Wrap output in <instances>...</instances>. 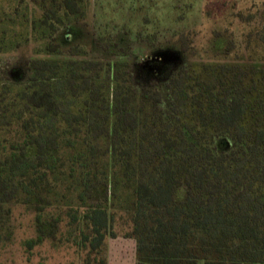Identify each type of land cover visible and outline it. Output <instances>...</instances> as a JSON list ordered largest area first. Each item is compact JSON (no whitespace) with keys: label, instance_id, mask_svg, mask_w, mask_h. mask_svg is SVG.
<instances>
[{"label":"trees","instance_id":"1","mask_svg":"<svg viewBox=\"0 0 264 264\" xmlns=\"http://www.w3.org/2000/svg\"><path fill=\"white\" fill-rule=\"evenodd\" d=\"M121 1L0 0V243L23 207L27 250L81 263L120 234L135 264H264V25L197 45Z\"/></svg>","mask_w":264,"mask_h":264},{"label":"rangeland","instance_id":"2","mask_svg":"<svg viewBox=\"0 0 264 264\" xmlns=\"http://www.w3.org/2000/svg\"><path fill=\"white\" fill-rule=\"evenodd\" d=\"M113 1L110 0V3ZM118 4L127 7L129 3L122 0ZM184 4H190V7ZM177 12H184L182 20H177ZM141 14H146L149 18L158 16L162 23L160 25L180 30L190 29L196 34L197 45L206 46L212 41L217 43L219 37L226 41L233 30L236 33L242 30L247 32L264 25V0H139L135 7L124 9L122 12L129 21ZM239 14H252L248 24L240 21ZM149 54L150 52L144 54V58L147 56V59ZM13 214L15 231L5 244L0 243V264H92L91 261L81 263L72 247L52 248L45 242L27 250L23 246V240L34 234L32 216L23 207H15ZM110 243L127 245L131 244L132 240L119 234L110 239Z\"/></svg>","mask_w":264,"mask_h":264},{"label":"crops","instance_id":"3","mask_svg":"<svg viewBox=\"0 0 264 264\" xmlns=\"http://www.w3.org/2000/svg\"><path fill=\"white\" fill-rule=\"evenodd\" d=\"M107 239V264H135V242L132 238L131 244H111Z\"/></svg>","mask_w":264,"mask_h":264},{"label":"water","instance_id":"4","mask_svg":"<svg viewBox=\"0 0 264 264\" xmlns=\"http://www.w3.org/2000/svg\"><path fill=\"white\" fill-rule=\"evenodd\" d=\"M178 59L179 56L175 51L165 49L154 52L145 61L159 60L161 62H175Z\"/></svg>","mask_w":264,"mask_h":264}]
</instances>
